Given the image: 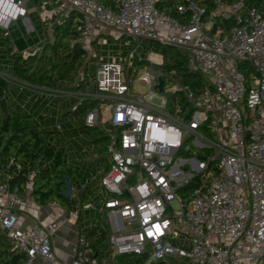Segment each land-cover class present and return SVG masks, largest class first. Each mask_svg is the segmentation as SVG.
<instances>
[{"label":"built area","instance_id":"2783aa9c","mask_svg":"<svg viewBox=\"0 0 264 264\" xmlns=\"http://www.w3.org/2000/svg\"><path fill=\"white\" fill-rule=\"evenodd\" d=\"M159 1L117 0L116 10L96 0H42L37 7L48 30L74 12L83 16L85 27L71 47L79 46L87 58L69 89L18 84L36 100L66 98L75 111L93 106L87 127H99L107 115L108 167L98 174L99 208L89 197L87 209L112 215L114 234L109 257L95 255L80 234L73 260L59 261L52 246L58 222L46 227L20 218L42 211L30 193L33 175L21 195L10 190L12 176L0 169V233L26 256L24 264H111L132 254L145 257L144 264H264V0L187 1L177 6V18L160 12ZM30 2L0 0L6 36L30 18ZM124 39L134 46L117 48ZM142 41L184 54L187 70L205 88L195 93L185 87L163 69L162 55L144 57ZM123 47L132 48L125 53ZM136 65H143L138 82L149 88L146 94L132 87ZM88 70L94 80L79 89ZM167 91L183 97L176 110L168 108ZM56 129L63 131L61 125ZM191 183L193 191L183 198L181 191ZM78 216L79 211L73 220Z\"/></svg>","mask_w":264,"mask_h":264},{"label":"trees","instance_id":"16d2710c","mask_svg":"<svg viewBox=\"0 0 264 264\" xmlns=\"http://www.w3.org/2000/svg\"><path fill=\"white\" fill-rule=\"evenodd\" d=\"M30 1L33 5L39 6L42 0ZM96 1L108 9H117V0ZM187 1L198 0H161L156 3V8L160 12L177 18L179 17L177 6ZM226 1L232 4L237 0ZM211 2L212 0H205L207 4H211ZM84 27L85 20L78 12L72 13L67 20L56 24L51 29V38H49V46L53 47L54 57H45L43 55L38 58L40 55L39 51L34 56L31 55L25 59L22 54H12V50L7 49V56L14 62L15 67L10 70L11 78L0 74V169H4V165L8 163L10 165V175L16 170L19 171L9 181V188L10 190L17 188L21 195H25L28 192V177L33 175L30 193L36 204L42 208L50 204H57L68 214L76 211L72 202L74 196L81 204H85L91 197L92 190L89 187L90 185L86 186L90 175L82 170L79 172L73 162L70 161L68 163L65 160V151L56 149V144L60 141L57 134L48 133L42 123L36 121L32 113L30 111L26 112L22 106L11 107L10 112H5L3 110V99L10 91V86L16 81L52 90L58 89L57 84L67 82L68 88L58 90L71 88L87 58V53L77 45L71 47V42L79 38ZM44 29L46 30L45 27ZM52 40L53 43H51ZM9 43L10 36H6L0 30V48H8ZM58 46L62 47L61 52H59ZM160 50L165 61L163 69L166 72L173 75L185 87L195 93H199L205 88L202 78L187 70V57L184 54L173 48L160 46ZM32 58H34V61H31ZM34 62H37V64L34 65ZM44 62H47L46 65L42 64ZM0 72H3L1 67ZM83 85V82H81L79 89H83ZM26 91L30 92L29 90ZM36 101L38 102L39 100ZM83 107H79L76 111H80ZM91 107L89 106V109ZM98 128L84 126L82 130L89 129L94 131L98 130ZM108 139L107 136L95 139V142L102 141L105 144L102 149L105 154H107ZM99 161L101 163L108 162V157L97 162ZM66 176H69V180L73 182L74 190L72 197L68 200L63 196L66 189L64 185ZM194 186L193 183L187 185L181 191V196L183 198L188 197ZM82 220L83 218L79 211L78 222L80 223ZM106 229L100 232L95 228L86 235L87 240L94 249L95 255L99 258L109 257L111 253L110 239L107 238ZM25 261L26 256L12 248L6 235L0 233V264H24ZM144 262L145 257L132 254L117 256L111 264H144ZM159 264L169 263L163 262Z\"/></svg>","mask_w":264,"mask_h":264},{"label":"rangeland","instance_id":"374dc122","mask_svg":"<svg viewBox=\"0 0 264 264\" xmlns=\"http://www.w3.org/2000/svg\"><path fill=\"white\" fill-rule=\"evenodd\" d=\"M261 1V0H257ZM250 5V3H248ZM36 5L32 6V13H34L33 17L37 18L39 17V13L37 12ZM50 9V6L48 7ZM222 22H220V25ZM25 26V25H24ZM15 31L21 34L22 32L26 33V26L23 28V25H14ZM52 30H45L42 31V40H39V46L36 49L35 53H33V56L40 51V55L38 58H41L43 55L45 57H54V51L53 47L49 46V38H51ZM35 34V32L33 33ZM51 40V39H50ZM111 44H113L114 40L108 39ZM130 42L132 43V46H134V40L132 39H124L117 43L116 47L119 48L120 45H124L125 43ZM53 43V40L52 42ZM141 47L144 57H150L151 55H161L160 45L158 43H151V42H141ZM132 47H123V51L127 53ZM4 49V50H3ZM59 52H61L62 47L58 46ZM5 47L0 48V67L1 70L6 73L7 75H12L10 73V70L15 67L14 62L9 59L5 53ZM3 59V60H2ZM2 61H5L6 63H3ZM31 61H34V58L31 59ZM32 63V62H31ZM47 62L42 63L43 65H46ZM37 64V62H34V65ZM138 66V67H137ZM142 66L136 65L137 75L133 77L132 79V87L140 94H146L149 91L148 87L142 86L138 82V77L143 73ZM160 66H154L155 69H159ZM10 73V74H9ZM86 84H84V88H87L91 85V80H94V76L90 73L88 70V73L85 76ZM58 89L62 88H68L69 85L67 82L59 83L57 84ZM57 89V90H58ZM9 94H7L3 99V110L5 112H10L11 107H19L22 106L23 109L28 112L31 108L30 104V98H25L26 96L23 95V92H28L24 90L19 84L13 83L9 88ZM17 90L16 93L13 95H10L11 91ZM132 93V92H131ZM22 95V96H21ZM21 96V99L18 100V97ZM164 99L168 103V108L171 110H176L182 101L183 97L180 94L173 95L170 93V91H167L164 94ZM50 100V99H49ZM47 101L45 106L41 108L38 115L34 117L36 121L39 120L40 123H42L44 129L48 133H54L57 134L60 138V141L57 142L56 149L57 150H64L65 151V160L69 163L70 161L74 163L75 168L80 172L81 170L84 172H87L88 175H90V179H93L94 177H97L95 186L96 195L99 193L98 189V183L100 182V176L99 171L103 173L107 167L108 162L105 161L101 163L98 160H101L105 157H107V154H105V151L102 150L103 147H105V144L102 141L95 142L96 138L101 137H109L111 133V127L109 125V122L105 119L107 115L104 117V119L101 122V125L99 126L98 130L90 131L89 129L82 130L84 126H86L85 123V116L87 113V109H89V105L86 103L83 108L80 109V111L75 112V107L73 106V102L69 99H61L60 102H56L53 104L52 109L48 108V105L50 104V101ZM21 103V104H19ZM32 104V103H31ZM34 104V103H33ZM58 106H62V109H58ZM61 125L63 128L62 132L57 131L56 126ZM56 138V137H55ZM10 165L6 163L4 165V171L1 173L4 175H7L9 172ZM19 173L18 170L14 171L11 176L15 177ZM93 192V190H92ZM93 195V201H96V204H99V199L96 198L95 192L92 193ZM73 207L76 211H80L83 220L79 223V231L80 233L87 237V233L91 231L92 229L97 228L100 232L104 231L105 228L107 231V238H111L114 234L113 229L110 226V220L108 214H101L99 211L94 209H87L88 206V200L85 204H81L77 201L76 197L74 196V199L72 200ZM174 208H177L176 204H173ZM84 233V234H83ZM171 264H185L183 261L180 260H170Z\"/></svg>","mask_w":264,"mask_h":264},{"label":"crops","instance_id":"0c3cea01","mask_svg":"<svg viewBox=\"0 0 264 264\" xmlns=\"http://www.w3.org/2000/svg\"><path fill=\"white\" fill-rule=\"evenodd\" d=\"M32 6L34 5L30 2L28 4L30 18L27 20H21L16 25L19 26L22 24L24 28L25 27L24 25L27 22L29 23V25L31 26L30 27L31 30H33L35 34H33L34 32L29 34L27 29H26V33L22 32L21 30V34H19L18 32L15 31V27L14 28L12 27L9 32V36H10L9 46L8 48H5L6 50L5 52L3 51V53L6 54V56H7V49L12 50V54L19 53V54L24 55L25 53H29L31 56L33 55V53H35L36 49L38 48L39 40H42L41 34H42L44 27L42 26L40 17H37V18L33 17L34 13H32L33 12ZM30 56H28V58ZM2 62L6 63L5 61H2ZM8 76L11 77V75H8ZM16 83L18 84L19 82L16 81ZM16 91L17 90L11 91L10 95H12V93L14 95ZM7 94H9V92ZM23 95L26 96L25 98L31 99L30 104H28V106L31 105V108L29 111L32 113L34 117L38 115L41 108L45 106L46 102L49 100L48 98V99L39 100L37 102L36 95L31 92H25V93L23 92ZM21 96L18 97V100L21 99ZM61 99H58V101H54L53 104H55L56 102H60ZM49 101H50V104L48 105V108L52 109V106H53L52 100L50 99ZM62 108L63 107L61 106V109ZM39 120L40 119H38V122ZM89 187L91 190H93V192H95V195H96L94 184H91ZM91 197H93V195H91ZM93 202L96 203V201H93ZM97 206L98 205L96 204V207ZM77 212L78 211H74L68 214L60 206L58 208H50V206H47L45 208H42V211L38 215L36 214L30 215V214L22 213L20 214V218L23 222L27 224L33 221H37L46 227H48L52 222H58L59 228L52 237L53 253L59 261L70 263L73 260V257L75 254L77 238L81 234L78 229L79 228L78 220L74 221L72 218V215ZM108 216H109V220L114 219L112 215L108 214ZM168 263L171 264L170 262Z\"/></svg>","mask_w":264,"mask_h":264},{"label":"water","instance_id":"95a60500","mask_svg":"<svg viewBox=\"0 0 264 264\" xmlns=\"http://www.w3.org/2000/svg\"><path fill=\"white\" fill-rule=\"evenodd\" d=\"M162 91V88H161ZM64 185L66 187L63 196L66 200L70 199L73 195V182L69 180V176H66L64 180Z\"/></svg>","mask_w":264,"mask_h":264}]
</instances>
